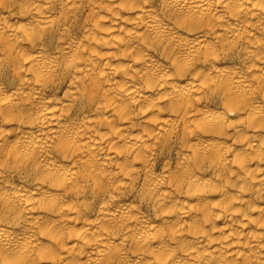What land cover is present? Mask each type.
Returning <instances> with one entry per match:
<instances>
[{
  "label": "clouds",
  "instance_id": "1",
  "mask_svg": "<svg viewBox=\"0 0 264 264\" xmlns=\"http://www.w3.org/2000/svg\"><path fill=\"white\" fill-rule=\"evenodd\" d=\"M0 264H264V0H0Z\"/></svg>",
  "mask_w": 264,
  "mask_h": 264
},
{
  "label": "bare ground",
  "instance_id": "2",
  "mask_svg": "<svg viewBox=\"0 0 264 264\" xmlns=\"http://www.w3.org/2000/svg\"><path fill=\"white\" fill-rule=\"evenodd\" d=\"M102 15L104 14L103 12L101 13ZM107 21L104 22V25L107 26ZM75 37H79L80 33L78 31H76L75 29L73 30V33H72Z\"/></svg>",
  "mask_w": 264,
  "mask_h": 264
}]
</instances>
